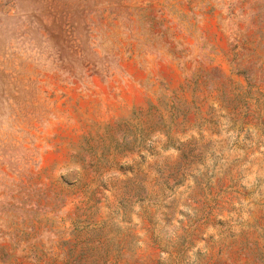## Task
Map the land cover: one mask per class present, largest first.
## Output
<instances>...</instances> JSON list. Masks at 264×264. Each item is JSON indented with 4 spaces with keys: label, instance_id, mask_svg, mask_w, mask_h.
Listing matches in <instances>:
<instances>
[{
    "label": "rangeland",
    "instance_id": "rangeland-1",
    "mask_svg": "<svg viewBox=\"0 0 264 264\" xmlns=\"http://www.w3.org/2000/svg\"><path fill=\"white\" fill-rule=\"evenodd\" d=\"M0 264H264V0H0Z\"/></svg>",
    "mask_w": 264,
    "mask_h": 264
}]
</instances>
